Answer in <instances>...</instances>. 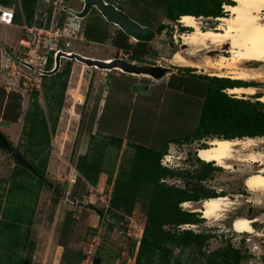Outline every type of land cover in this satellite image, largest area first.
<instances>
[{"label": "rangeland", "instance_id": "rangeland-1", "mask_svg": "<svg viewBox=\"0 0 264 264\" xmlns=\"http://www.w3.org/2000/svg\"><path fill=\"white\" fill-rule=\"evenodd\" d=\"M10 8L16 12L21 9V0H11ZM52 3L58 18L75 20L73 16L62 10L64 2L61 0H43ZM50 1V2H48ZM70 1L68 4H75L77 7H83V0H64ZM123 9L131 18L139 22L141 25L155 30L156 35L150 41L146 42L147 57L149 62L157 65L168 66L172 71H178L182 76H171V91L167 93L152 94L150 101L142 100L147 96H138L134 101L132 94H139L140 89L147 88L146 85L139 86L129 75L126 77H116L114 71L116 68L101 69L90 66L76 60L71 61V73L68 80V87L65 92L63 109L60 113L57 131L51 138V153L47 164V175L54 187H47V195L44 199L46 209L52 210L50 207L55 199L61 204L59 206L62 211H66L69 205L67 199L63 200L61 192H72L74 188L81 191V198L85 205L78 208L77 205L72 210L75 216L74 238L78 248L83 251L84 261L88 251L93 250V264H135V255L143 233L145 225V214L140 204H137L131 215H126L123 219L112 217L107 208V201L110 199L112 185H107L104 189L92 190L87 189L82 180H77L79 175L76 170V160L80 153L86 152L88 143L92 138L93 132L99 131L103 124L106 123V116L113 109L115 104V94L112 89H116L117 85L121 89L129 90V96L125 100L127 106H121L118 109L125 117L126 138L131 142H137L153 149L162 150L168 140L182 139V143L171 142L168 150L186 169L193 171H206L205 164L197 159L199 147L207 144L215 136H205L200 140L190 139L197 132V125L201 114L204 97L211 77L229 78L219 76L221 71L212 65L217 62L221 54L230 55L225 44H210L207 47L186 45L183 42L182 34L190 31L192 28L183 25L179 20H171L165 14L170 9V0H106ZM225 3L222 5L224 15L228 14ZM2 5H0L1 7ZM82 9V8H81ZM54 10L52 12H54ZM178 7L172 6L171 11H177ZM47 15L46 10L43 11ZM49 13V12H48ZM99 17H89L91 25L98 23H110L105 20L101 13ZM264 21V12L261 14ZM196 16V15H195ZM203 29L215 28L221 21L215 16H197ZM81 23V20H77ZM167 25L161 32L160 25ZM71 25V24H70ZM5 25L0 23V29ZM70 35L67 34L66 40L71 42V47L63 46L64 49L75 52H83L86 56H117L118 51L114 46L109 45H92L85 41L78 40L74 34V28L67 26ZM71 28V29H70ZM14 29V30H13ZM17 29V30H16ZM19 32V28L12 26L11 31ZM77 32V30H76ZM15 33V32H14ZM137 45V40L130 38L129 51H133ZM230 47V45H229ZM125 51V50H124ZM179 51L186 59L197 62L200 66H189L192 70L180 69L179 66L184 64L174 61L176 52ZM52 54V53H50ZM109 59V58H106ZM68 61L63 60L61 68ZM188 66V65H184ZM252 72H260L263 77L253 81H246L258 87V91L254 95H244L242 97L257 100V95L264 93V63L259 61H250L240 65ZM110 73L107 77L104 73ZM4 75L6 74L3 72ZM232 79V78H229ZM106 80V83H105ZM49 82L50 79L48 78ZM114 87V88H113ZM112 90L105 97V111L103 104L104 89ZM73 90V91H72ZM225 92L232 95L225 89ZM109 93V92H108ZM131 95V96H130ZM126 96V95H125ZM39 99L43 105L46 101L43 94V88L39 95ZM102 100V102H100ZM260 100V99H259ZM79 101V102H78ZM29 101L22 103V112L28 108ZM102 111V112H100ZM96 113L97 119L91 114ZM100 112V114H99ZM110 113V112H109ZM102 114V115H101ZM101 115V117H100ZM100 117V118H99ZM80 125V126H79ZM79 126V128H78ZM85 132H87L85 134ZM85 134V135H84ZM105 134L97 133L94 135ZM84 135V137H83ZM83 137V138H82ZM11 142V141H10ZM255 150L264 152V136L256 139ZM24 140L21 150L27 147ZM120 150L110 146L108 147L104 169L102 171L101 181H107L112 176V181L116 176L119 162L126 145ZM122 151V152H121ZM168 152V151H167ZM8 161L14 162V159L8 153H5ZM118 158L116 159V156ZM200 157V156H199ZM233 169H227L218 166L212 171H206L208 177L200 182L195 176L189 178V189L202 188L205 190H214L218 195L227 196L231 203L226 207L227 210L222 211L220 218L207 219L202 216L199 210H193L198 206H202V201H189L190 205L181 204L182 209L198 212L202 220L199 223L188 224L186 229H193L196 232L207 233L208 239L203 245V250L211 252L213 250L234 246L240 248L247 258L241 264H264V193L260 191L251 192L246 186V178L251 170L258 171L261 168L260 163H248L236 161L233 163ZM167 178V177H166ZM75 179L77 181H71ZM187 177L176 176L175 178H167L168 183L184 186ZM48 186V185H47ZM233 202V203H232ZM88 205H94L99 209H92ZM190 206V207H189ZM59 212V210H58ZM65 215V213H64ZM237 215H245L249 218H258L253 223L257 232H238L234 227V217ZM66 217V216H64ZM50 221L54 219L49 218ZM57 219V218H56ZM54 220V222L56 221ZM53 222V224H54ZM48 225V227L53 228ZM113 224V227L111 225ZM66 225V223H64ZM169 228V226H166ZM184 228V229H185ZM180 253V249L176 250ZM184 258L192 256L191 249L188 248L183 252ZM88 264V263H87Z\"/></svg>", "mask_w": 264, "mask_h": 264}, {"label": "trees", "instance_id": "trees-1", "mask_svg": "<svg viewBox=\"0 0 264 264\" xmlns=\"http://www.w3.org/2000/svg\"><path fill=\"white\" fill-rule=\"evenodd\" d=\"M38 1L21 0L20 7L28 24L35 23ZM11 3V0H0L2 7H10ZM225 3L233 4L234 1L170 0V9L165 15L171 20H178L181 15L187 13L196 16L220 17L224 15L222 5ZM172 6L178 7V10L171 11ZM21 16V12L17 11L14 20L20 22ZM166 26L165 24L160 25L159 31L161 32ZM128 47L129 43L121 48L129 51ZM148 52L146 42L137 41L133 51H130L129 59L144 62L146 61L144 56ZM67 60L70 61L55 74L44 76L45 105L39 99L41 91L35 90L31 94V100L24 114L21 141L17 147H14L17 153L29 161L35 171L18 163L16 165L24 168L33 179H38L40 184H47L45 179L50 181L46 169L51 153V138L57 131L71 73L72 60ZM52 64L53 54L50 55L49 67ZM178 68L192 70L189 66ZM241 85L254 84L243 80L211 77L204 97L197 132L186 140H200L205 136L225 139L264 136V102L259 100L261 95H257L258 99L253 100L225 92L228 87ZM21 113L22 97L12 92L6 104L4 119L17 121ZM24 140L28 145L21 150L20 146H23ZM183 141L182 139L169 140L162 150L157 151L152 147L127 140L114 178L109 211L112 217L117 219L131 215L137 204H140L144 211L145 225L135 255V264H241L247 255L242 253L240 248L229 245L208 253L202 249L209 236L207 233L179 227L183 224L199 223L202 220L198 212L182 209V203L218 196L214 190H205L201 187L190 190L189 178L195 176L202 182L208 177L205 175L206 171L221 168L215 167L214 162L202 160L199 154L197 159L205 164L206 171L204 172L163 166L161 158L167 153L169 143L179 144ZM109 145L117 150L123 146L121 140L117 138L110 140L109 135H92L87 152L80 154L75 163L79 172L77 177L79 182L82 180L85 186L87 183L92 186L97 185L100 173L104 169ZM205 146L207 144H203L202 147ZM176 176L188 178L184 186L167 182V178ZM111 181L112 176L108 179V182ZM72 193L81 198L79 189L74 188ZM188 248L191 249L192 256L184 258L183 252ZM177 249H180V253L176 252ZM83 261L84 255L81 251L79 263L82 264ZM85 262L88 263L87 258Z\"/></svg>", "mask_w": 264, "mask_h": 264}, {"label": "crops", "instance_id": "crops-1", "mask_svg": "<svg viewBox=\"0 0 264 264\" xmlns=\"http://www.w3.org/2000/svg\"><path fill=\"white\" fill-rule=\"evenodd\" d=\"M61 1L64 2L61 7L62 10L66 8V13L69 15L71 13L69 11L70 8L73 11L80 10L82 8L77 7L75 4L69 5L68 3L70 1ZM54 9L55 8L52 6V3L39 0L35 23L38 26L46 28L51 26L62 27L65 29L66 35H70L71 33L67 26H71L74 28V34L78 40L85 41L87 44L90 43L95 46L111 45L121 50L118 51L117 56L93 57L101 59L121 57L134 63L154 64L149 62L147 54L144 56L146 59L144 62L129 59L130 51H124V48L121 47L126 46L130 42L131 36L127 35L118 25L113 22L112 24L103 22L91 25L88 18L90 16L99 17L100 15V12L96 8H92L89 14L85 17H73L75 20L70 18L69 22L67 19L58 18ZM44 10L47 12L46 16L43 13ZM53 10L54 12H52ZM19 12L22 14V20L20 22H17L16 20H14L13 24L0 22L5 25V27L0 29V131L7 136L14 147H17L21 141L25 113L22 112L17 121H8L4 119V112L6 104L9 100V95L12 92L20 94L23 104L27 101L30 102L31 100V95L29 96L27 93H24L23 95L18 91L9 89L7 75H4L3 73V64L6 62L7 55H9L8 53L15 56H22L25 52L24 46L21 45V40L24 35L23 23L26 21L22 8ZM77 20H81L82 22L79 23ZM12 26L14 28H19V32L13 31L14 29L11 31ZM78 52L82 55H87L83 52ZM62 61L63 59L61 62ZM110 73H104L106 75V80ZM114 73L115 76L119 78L129 75L139 86L147 84V88L140 89L139 94H132L133 101L141 95L147 96V98L142 100L150 101L152 90L153 95L171 91V76H182L178 73V71L171 72V68L161 78H154L145 74L122 72L119 70L114 71ZM120 86L121 85L118 87L117 85L116 89H112L116 95L114 99L115 104L113 109L109 111L110 113H107L106 123L103 124V127L97 131V133L109 135L110 140L112 138H117L121 140L122 145L124 146L128 140L125 136V131H123L125 128V117L120 113V111H118V109L121 108V106H127V104H125V100L129 97L127 95L131 93H129V90L127 89H121ZM112 90L107 88L104 89V96L102 99L104 104L103 112L105 111V97L107 94H110ZM102 100H100V102H102ZM91 115L92 117L94 116L95 120L97 119L95 112ZM86 133L87 132H85V134ZM91 133L93 135L97 134L96 132H93V129H91ZM97 136H99V134ZM169 144H171V142ZM86 152L80 154L83 155ZM5 153L8 152L0 147V264H80L79 256L81 254V250L78 248L73 235L76 215L72 210L77 204L67 199L69 205L66 208V211H62L59 206H54V204L59 205L62 202L59 203L57 200H54L55 202L50 206L52 210L46 209L43 202L45 196L47 195V184H40L38 179H33L24 168L16 165L17 162L15 160L14 162L8 161ZM47 172L48 171L46 170V173ZM101 177L102 171L97 185L92 186L87 183L86 188L90 190L94 188L101 190V188L104 189L107 185H112L114 183V180L111 182H102ZM71 181L74 182L76 180L71 179ZM62 198L63 200L66 199L63 196ZM76 198L79 199L78 197ZM77 207L80 208L82 206L77 205ZM53 217L54 219L50 221L49 218ZM55 219L56 221L54 222ZM64 223H66V225H64ZM49 224L50 226L53 224V228L48 227Z\"/></svg>", "mask_w": 264, "mask_h": 264}, {"label": "bare ground", "instance_id": "bare-ground-1", "mask_svg": "<svg viewBox=\"0 0 264 264\" xmlns=\"http://www.w3.org/2000/svg\"><path fill=\"white\" fill-rule=\"evenodd\" d=\"M233 1V4H226L229 13L219 17L221 23L215 28L203 29L197 16L188 13L181 15L178 20L183 25L192 28L182 34L183 42L188 45L202 47H207L209 43L225 44L227 49L229 48L228 52L230 55L221 54L217 62L212 65L220 70H225L221 71L219 76L243 81L261 79L263 75L260 72H252L240 65L250 61L264 63V21L261 15L264 12V0ZM74 52L65 51L64 53L73 55ZM106 60L112 61L113 58ZM76 61L81 62L77 59ZM174 61L188 66H200L195 61L187 60L179 51L176 52ZM93 67L99 68L98 66ZM116 69L125 72L121 67H116ZM227 91L232 95L242 97L256 94L258 87L255 85L233 86L228 87ZM259 99L264 102V93ZM262 137L213 138L208 142L207 146H201L197 150L202 160L207 162L215 161L216 165L227 169H233V163L236 161H244L251 164L260 163L261 168L258 171H250L246 178V186L251 192L260 191L264 193V152L254 148L256 139ZM230 203L231 201L227 196L218 195L203 199L202 206H198L193 210L201 211L204 218L218 219L222 211L227 210L226 207ZM183 204L190 205V202L186 201ZM252 223L253 220L249 217L239 216L234 221V227L241 233H253L255 229Z\"/></svg>", "mask_w": 264, "mask_h": 264}, {"label": "built area", "instance_id": "built-area-1", "mask_svg": "<svg viewBox=\"0 0 264 264\" xmlns=\"http://www.w3.org/2000/svg\"><path fill=\"white\" fill-rule=\"evenodd\" d=\"M69 11L74 13L70 8ZM15 11L9 7H0V22L13 24ZM24 35L21 45L25 52L19 59L7 55L6 62L3 64V72L8 78V88L29 96L35 91H41L43 87L44 76L49 75L56 66V56L60 51H69L63 46L71 47V42L66 40L65 29L59 26L41 27L36 23H23ZM50 53L53 54V64L49 67ZM62 59H67L63 58ZM61 59V60H62ZM62 65V62H61ZM60 65V68H61ZM177 160L171 153V148L161 158V164L170 168L186 169L182 166L183 162ZM107 208L109 201H107ZM188 224L179 225L184 229ZM93 250L90 249L87 254L88 264H93Z\"/></svg>", "mask_w": 264, "mask_h": 264}, {"label": "water", "instance_id": "water-1", "mask_svg": "<svg viewBox=\"0 0 264 264\" xmlns=\"http://www.w3.org/2000/svg\"><path fill=\"white\" fill-rule=\"evenodd\" d=\"M83 7L80 10L74 11V15L77 17H85L89 14L92 8H96L107 21L113 22L118 25L127 35L135 38L137 41H150L152 40L156 32L150 27L141 25L139 22L131 18L123 9L117 7L115 4L108 2L106 0H83ZM7 50V48H6ZM8 51V50H7ZM65 51H60L56 56V66L49 72V75L55 74L60 69L61 59L67 58L71 60H79L90 66H98L99 68L112 69L116 67H121L125 72L135 73V74H147L154 78L163 77L168 71L169 67L151 63H134L127 59L121 57H114L112 61L93 58L89 56H84L79 52H74L73 55H67ZM10 56H13L17 59L19 57L8 53ZM0 147L6 150L12 158L19 164L26 166L32 171H35L33 166L29 161L23 157L21 154L17 153L14 150V146L11 144L7 136L0 131ZM49 187L53 188L54 184L52 181L46 180ZM62 196L66 199L76 203L79 206H83L84 202L79 200L72 193L63 191L61 192ZM93 209H97L94 205H88ZM99 211V209H97Z\"/></svg>", "mask_w": 264, "mask_h": 264}, {"label": "flooded vegetation", "instance_id": "flooded-vegetation-1", "mask_svg": "<svg viewBox=\"0 0 264 264\" xmlns=\"http://www.w3.org/2000/svg\"><path fill=\"white\" fill-rule=\"evenodd\" d=\"M64 10L66 11V8H65ZM64 10H63V11H64ZM70 15L73 16V17H77V16H75L73 13H70ZM179 18H180V17H179ZM210 44H213V43H210ZM186 45H187V44H186ZM239 216H245V215H237V216L234 217V219L237 218V217H239ZM246 217H248V216H246ZM250 219H252V218H250ZM252 220H253V223H254V222L258 221V218H255V219H252ZM253 223H252V225H253ZM253 227H254V226H253ZM254 229H255V228H254ZM255 232H257L256 229H255Z\"/></svg>", "mask_w": 264, "mask_h": 264}, {"label": "clouds", "instance_id": "clouds-1", "mask_svg": "<svg viewBox=\"0 0 264 264\" xmlns=\"http://www.w3.org/2000/svg\"><path fill=\"white\" fill-rule=\"evenodd\" d=\"M210 162H214L215 163V161H210Z\"/></svg>", "mask_w": 264, "mask_h": 264}]
</instances>
